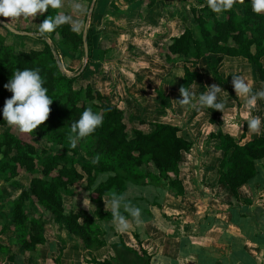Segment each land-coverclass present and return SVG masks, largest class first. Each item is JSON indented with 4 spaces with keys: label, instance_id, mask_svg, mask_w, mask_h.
Returning <instances> with one entry per match:
<instances>
[{
    "label": "trees",
    "instance_id": "1",
    "mask_svg": "<svg viewBox=\"0 0 264 264\" xmlns=\"http://www.w3.org/2000/svg\"><path fill=\"white\" fill-rule=\"evenodd\" d=\"M111 0L110 5L118 8L116 2ZM128 1V0H125ZM156 0H150L149 6ZM201 6H191L185 10L183 19L190 20L193 27L184 26L179 36H174L171 43L162 51L167 63H184V75L179 85L189 89L201 78L200 72L195 69L199 60L214 54L209 59V67L216 81L229 95L237 100L230 86L232 77L223 79L219 68L226 56L243 57L250 62L258 73L259 79L264 82V14L252 11L251 0H237L230 11L213 12L207 6V0H196ZM95 10V9H94ZM59 10L49 7L48 11L40 14V23L48 16L55 15ZM220 15V16H219ZM93 20L88 29L89 60L85 69L69 75L59 67L58 58L53 49L60 56L72 58L84 54L83 29L73 32L68 24L57 27L50 33L35 37L41 43L40 47L17 49L6 43V36L0 32V128L8 126L4 121L2 111L6 99L12 92L4 87L9 82L16 69H39L44 80V87L53 103L50 105L49 118L31 132L0 131V179L9 182L21 193L11 201L10 218L2 228L14 233V242L31 258L37 254L46 258L42 248L48 242L41 216L29 214L28 202H35L40 209L51 214L60 228L66 227L90 250H98L107 245L104 238L107 234L103 223H113L114 217L109 207L106 211L103 200L105 196L120 199L118 213L120 216H131L125 206L130 207L143 196L125 197L130 184L135 186L153 185L163 191L167 189L176 195H183L185 188L180 179V168L183 156L190 151L193 140L180 134L181 128L165 122H149L150 131L133 126L129 129V119L126 111L111 101L110 96L104 94L91 83L90 72L96 57L105 53L94 44L95 32ZM0 26H2L0 24ZM6 32H11L2 26ZM19 35V34H18ZM47 37L53 39L49 43ZM80 54V55H79ZM62 62V61H61ZM72 66L66 69L73 70ZM75 71V70H73ZM87 77V84H80ZM205 92L202 86L201 94ZM164 101V96L159 93ZM199 104V99H197ZM100 113L104 119L101 126L83 139L77 141L85 154L81 162L76 154L77 147L71 148L68 136L71 134V124L78 120L86 108ZM211 113L210 121L217 125V119L222 111L206 107ZM141 124L145 121L142 119ZM244 133L247 123L244 122ZM264 130V127H260ZM213 146L222 151V158L217 166L218 182L224 185L235 199L230 202V211L234 217L239 215V225L242 226L247 217L249 200L240 196V187L248 185L258 174V163L264 159V133L253 135L246 142L243 138L223 132L220 128L211 135ZM44 138L54 144L41 145L33 139ZM97 159V163L93 160ZM22 172L29 174V182L24 186L21 182ZM173 174V175H171ZM85 184L91 191V201L95 204L92 215L86 210L68 209L65 204V195H73L74 186ZM3 194L0 190V200ZM160 198L148 200L155 205L161 204ZM243 208V210H242ZM148 213L151 212L146 209ZM10 224V228H9ZM113 229V227L111 226ZM136 235V232H135ZM137 239L138 234L136 235ZM140 249L127 246L122 239L112 244L115 256L98 260L92 258L89 262L94 264H151L152 256L141 245ZM10 245L0 244V262H3ZM121 251H125V260L121 259ZM62 252V250H60ZM56 264H61L59 255L54 258Z\"/></svg>",
    "mask_w": 264,
    "mask_h": 264
},
{
    "label": "crops",
    "instance_id": "2",
    "mask_svg": "<svg viewBox=\"0 0 264 264\" xmlns=\"http://www.w3.org/2000/svg\"><path fill=\"white\" fill-rule=\"evenodd\" d=\"M193 1L156 0L150 7V0H119L116 2L118 8H113L110 5L111 0H96L91 18L96 35L94 44L98 50L101 48L105 53L99 58L96 57L91 66L89 80L104 94L110 96L111 101L120 108L125 111L134 108L137 111L135 119L138 121H134L135 127L150 131L152 125L149 122L170 123L178 125L181 128L180 134L193 140L191 150L183 156L180 171L193 163L190 169L194 176L192 181L195 188L193 189L200 191L204 198L210 197V205L215 208L201 204L200 199H195V206L193 202L190 203L187 197L189 184H186L180 172L179 176L185 188L183 195H176L167 189L161 191L153 185L136 186L139 191L159 190L161 207L148 202L147 206L141 208L139 200L136 202L140 210L139 216L134 217L132 214L130 217L123 216L129 225L126 229H118V221L110 224L103 223L107 231L104 236L107 245L100 249L85 248L66 227L60 228L51 214L36 212V217L41 216L48 240L46 247H39L38 250L42 248L40 253H46L47 257L42 258L37 254L32 259L29 252L23 251L21 254L16 251L20 247L13 245L0 264H56L54 258L58 255L61 264H94L89 260L92 258L104 260L114 255L115 250L112 244L120 239L127 246L137 250L140 249L139 239L142 247L152 256L151 264H264V159L258 163L259 174L248 185L240 187L241 198L251 203L248 205V212L252 215L247 217L240 226L239 215L234 217L232 210L230 211V202L235 203V199L227 188L218 182L217 166L222 158V151L213 146L210 138V135L217 132L219 128L223 132L243 138V143L253 135L264 133L261 128L258 133L247 129L242 135L243 123L248 118L260 117L261 126L264 127V99H257L255 107L250 109L239 97L236 96L237 100L232 98L213 76L209 59H213L215 55L208 54L197 63L195 69L200 72L201 78L196 80L190 88L200 83L201 88L196 95L199 97L202 86L205 87V91L206 85L212 83L221 86L222 92L218 94V102H223L225 105V119L222 112L217 119V125L213 124L210 121L211 113L206 106L197 104V107L193 109L190 104L180 103L179 85L184 75V63H167L163 58V47L171 43L172 37L179 36L185 25L191 26L189 25L191 21L183 19V16L186 15L184 11L188 10L190 3L201 6ZM115 14L118 19L113 17ZM122 18L132 19L137 23L140 21L141 24L138 26L141 31L137 35L132 33L127 37L126 32L137 30L138 27H135L136 23L134 26L131 25V28L121 25L119 21ZM144 30L147 33L141 34ZM261 60L264 65V56ZM227 63L229 64L226 65ZM123 65L132 66L131 69H135V72L126 69ZM227 66L229 68H226ZM219 73L223 79L233 74H240L250 83L253 94L264 88V82L259 79L254 66L243 57L226 56L219 68ZM230 86L233 89L232 80ZM159 93L163 94L165 103L162 102ZM198 108L200 110H197ZM152 117L155 119H151ZM142 119L145 121L143 125L147 128L141 127ZM191 157L193 160H189ZM74 188L73 195H68L72 197L73 202L76 194V187ZM132 203L129 204L130 207L132 205L137 207L136 203ZM89 204L92 205L91 211L79 203L69 209L78 211L85 208L92 215L95 204L90 200ZM198 205L201 206L200 212L203 215L199 216L198 227L196 226V231H193L194 228L191 229V227L195 225L191 226L189 220L183 218L189 213L199 214ZM152 206L161 209L157 212L162 219L159 222L160 227L156 223L157 213ZM163 222L166 224V231L163 229ZM49 225H52L51 228ZM111 226L113 228L116 226L117 232L113 231ZM139 230H144V234H140ZM135 232L136 235L138 234V239ZM5 233L14 237L11 230ZM24 256L27 258L25 259Z\"/></svg>",
    "mask_w": 264,
    "mask_h": 264
},
{
    "label": "clouds",
    "instance_id": "3",
    "mask_svg": "<svg viewBox=\"0 0 264 264\" xmlns=\"http://www.w3.org/2000/svg\"><path fill=\"white\" fill-rule=\"evenodd\" d=\"M237 0H207V6L215 13L222 11H230ZM243 2V0H240ZM64 6L63 0H0V16H3L8 22L23 17L24 19L35 18L37 14H43L48 11L49 7L53 10L62 9ZM71 8L74 12L83 11V6L72 0ZM252 11L256 14H264V0H251ZM68 24L73 32L79 33L82 28V23L78 19H74L72 15L65 14L63 11H57L55 15L46 17L38 24V31L41 34L50 33L57 27ZM8 26H11L10 23ZM232 86L237 97L250 109L255 107L257 99H264V88L252 93L250 83L240 74H233ZM44 80L40 75L39 69L24 70L16 69L13 72L9 82L4 85L6 89L12 92V96L5 101L2 115L4 121L10 127H17L21 132H31L38 126L43 124L51 112L50 105L53 103L52 98L48 95V89L43 86ZM207 90L200 94L199 104L214 110L223 112L225 119L224 103L218 102V94L222 92V88L217 83L206 85ZM194 93L183 85L179 88V100L181 104L187 105L192 101ZM104 117L89 107L86 108L80 115L79 119L74 121L70 126L71 134L68 136V141L71 148L77 146V141L92 134L98 126L103 123ZM247 128L258 133L262 121L260 117L248 118ZM98 160L94 159L93 163ZM106 202V211L111 208L115 221H118V229H126L127 223L123 216L118 213L120 199L113 196L110 204ZM84 205L89 208L88 200H84ZM134 217H138L140 210L125 206Z\"/></svg>",
    "mask_w": 264,
    "mask_h": 264
},
{
    "label": "rangeland",
    "instance_id": "4",
    "mask_svg": "<svg viewBox=\"0 0 264 264\" xmlns=\"http://www.w3.org/2000/svg\"><path fill=\"white\" fill-rule=\"evenodd\" d=\"M191 1L192 0H189V2H191ZM76 2L80 3L83 6V11H81V12H74L73 9L70 6L71 3H72V0H63L64 6H63L62 9H60V11L65 12V14L72 15L74 19L80 20L81 23H82L81 30L82 29L84 30V27H85V24H86V21H87V16H88L89 8H90V6L92 4V0H76ZM193 2L196 3V0H194ZM196 5H197V3H196ZM190 6H189V8H190ZM1 17L4 18L3 16H1ZM113 17H115V18L118 19V17H116V14ZM91 18H92V16H91ZM91 18H90L89 24L91 23ZM120 20L121 21H119V23H121V25H125L126 27L131 28L130 26L131 25L134 26L135 23H136L135 24L136 25L135 27H138L137 30H132L130 32H126L127 37L130 34H132V33L134 35H137V33H139L141 31V28H139V26H138V24H141V23H139L140 21H138V23H137L136 21H134L132 19H126V18H122ZM6 21L8 22V20H6ZM9 23L13 27H15L16 29L28 31V32H31L32 34L31 35H27V34H24V35L19 34L18 35V34L14 33V32H9L8 33V32H6V29L4 30V28L2 26H0V32L3 35L6 36V43L7 44L13 45L17 49L25 48L27 50L28 49H31V48H36V47H40L41 46V43L39 42V40L37 38H35V37L38 36L37 33H38V24L40 23V14H37V16L35 18L24 19L23 17H21L19 19L13 20V21H11ZM189 25H191V27H193L192 22L191 23L189 22ZM146 33L147 32L145 30L141 32V34H146ZM47 39H49V41H51L52 43H54V41H52L53 39H51L49 37H47ZM164 48L165 47H163V49ZM60 58H62L61 61H62L63 67L65 68V71L69 75H72L76 71L80 70V68L82 66V63H83L84 54L83 55H80L78 57H75V58H72L71 56H68V57H65V56H62L61 57L60 56ZM164 60H165V58H164ZM228 64L229 63H227L226 65H228ZM66 66H72L71 68L73 70H75V71L66 69ZM123 66L126 69H130V70H132V71L135 72V69H131L132 66H128V65H123ZM112 68H113V66L111 67V69ZM226 68H229V66H227ZM86 78L87 77H84L81 80V83H80L81 85L82 84H87L88 79H86ZM199 84L200 83H196V85H194L192 88H189V90L194 93V95L192 97V101L190 103V105L193 107V109L197 107V103H198L197 102V99H199V97L196 96V95H198V92L200 91V88H201V86H199ZM113 103L115 104V102H113ZM197 110H200V109L198 108ZM126 114L128 116V119H129V129H132V127L134 126V121L135 122L138 121L137 119H135V115L137 114V111L134 108H131L130 110L126 111ZM151 119H155V117H152ZM243 124H245V123H243ZM180 125H182V124H180ZM141 127L144 128L145 126L142 124ZM145 128H147V127H145ZM4 130H10L12 132H19L18 131L19 128H17V127H10L9 125L7 127H5V128H0V131H4ZM33 140H36V142L38 144H41L43 146L47 144L49 146H52L53 148L56 147L54 144H52L50 142H47V140H45L44 138H42V139L41 138L40 139H33ZM76 147L79 150V153L76 154V157L81 162H83V160H85L86 154H85V152L82 149H80L79 145H77ZM189 160H193V157H191V159H189ZM194 161H195V159H194ZM191 164H193V163H190V165H187V166L183 167L182 168L183 170L180 171L182 173L181 176L183 178H185L186 184H189L188 185L189 192L187 193V197L189 198L190 203L192 204V202H193L194 203V206H195V203H196L195 199H198V200L200 199L201 201H199V202L201 204L204 203V205H207L209 208H213L214 209L215 207L214 206L211 207L212 205H210V197L206 196L204 198L202 196V193L200 191H197V190L193 189V188H195V186H194V182L192 181V179H193L194 176H192V170H190L191 169ZM180 170H181V168H180ZM22 173L23 174L20 177L21 182H22V184L24 186H27L28 185V182H29V177L30 176H29V174L28 175L27 174H24L25 172H22ZM195 173H197V171ZM74 187H76V194H75L74 202H73L72 197H70L68 195L65 196L66 206H67L68 209L71 208L73 205H76V203H79V204H82L83 206H85L84 203H83L85 199L88 200V203H89V200L92 203L91 198L89 197L90 198L89 199L88 196H87V195H89V196L91 195V191H90V189H87L85 187V184L84 183L83 184H77ZM130 187L131 188L127 191V193H125V197L126 198H130L132 196H138V195H142L143 197H145L144 200H140L141 201V206H140L141 208H143V207H145V206L148 205V200H151L152 201V199H154V197H158L159 198V194L161 196L160 191L157 190V189H147V190L144 189L143 191H139V188L136 187L134 184H130ZM0 190H1V193L3 194V198L0 200V244H3V245L9 244L10 245V249H11V247H13V245H17V244H15L14 238L11 237V235H9V234H7L5 232L4 233L2 232V228L6 225L7 222H9V223L11 222L10 210H9L10 207H11V201L13 199H15L21 193V189L20 188L19 189H17V188L15 189L14 186H12V184H10L9 182L7 183L6 181H3V180L0 179ZM111 200H112V198L110 196L109 197L108 196H105V200H103V203H104L105 207H106V202L105 201L109 202V204H110ZM27 204H28V208H29V214H31V215L32 214H35L36 212L37 213H41V214L42 213H44V214L46 213V211H44L43 209H40L35 202L29 201ZM91 207H92V205L89 204V208H91ZM131 207L138 208V204H137V207L135 205H132ZM152 207H153V210L156 213L157 212H160V210H161L157 206H152ZM82 210H85V208L82 209ZM87 210L88 209H86V211ZM197 210H199V212H200L201 211V206L198 205L197 206ZM184 212H186V210H184ZM195 213H189L188 216H186L187 218L186 217L183 218V219L189 220V222L191 223L190 224L191 226L192 225H195V227H191V229L194 228L193 231H196V229L198 227L197 224L199 222V220H198L199 219V216L201 217L203 215L202 212H200L199 214L198 213L195 214ZM183 214H185V213H183ZM191 214H193V215L190 216ZM45 215H49V214L46 213ZM155 220H156L157 225L160 227L159 222H160V220H162L160 213H157V215L155 216ZM128 221L129 222H132L131 219H128ZM164 222H163V224H164ZM51 226L52 225H49V228H51ZM9 228H10V224H9ZM163 229L166 231V224H164ZM114 230L117 232V227L116 226H115V228H113V231ZM139 233L140 234H144V230H139ZM17 246H19V245H17ZM41 247H44V246H41ZM16 251L20 252L21 254L23 252V250L21 248L17 249ZM115 254L112 255V256H115ZM120 254H121V259L125 260L126 252L125 251H121ZM26 258L27 257H25V259Z\"/></svg>",
    "mask_w": 264,
    "mask_h": 264
},
{
    "label": "water",
    "instance_id": "5",
    "mask_svg": "<svg viewBox=\"0 0 264 264\" xmlns=\"http://www.w3.org/2000/svg\"><path fill=\"white\" fill-rule=\"evenodd\" d=\"M95 2H96V0H92V4H91V6L89 8V12H88V16H87V21H86V24H85V27H84V30H83L84 58H83L82 66H81L80 70L77 73L82 72L85 69V67L87 66V64H88V60H89V44H88L87 35H88L90 18H91L92 14H93L94 7H95ZM0 24L2 26L6 27L11 32H14L16 34H21V35H24V34L31 35L32 34L31 32H28V31L16 29L11 24H10L11 26H8L9 22H7L1 16H0ZM47 41L52 44V42L49 41V39H47ZM53 53L56 56V58H58L60 69L62 71H65V68L63 67V64H62L61 60H59V55L57 54V51L55 49H53Z\"/></svg>",
    "mask_w": 264,
    "mask_h": 264
}]
</instances>
